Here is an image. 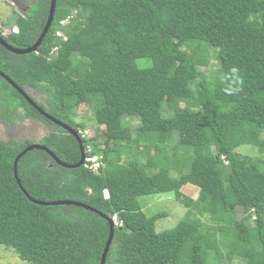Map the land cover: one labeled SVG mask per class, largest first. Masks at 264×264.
<instances>
[{"label": "trees", "instance_id": "trees-1", "mask_svg": "<svg viewBox=\"0 0 264 264\" xmlns=\"http://www.w3.org/2000/svg\"><path fill=\"white\" fill-rule=\"evenodd\" d=\"M49 4L34 0L15 19L18 32L0 35L32 45ZM0 71L24 91L46 93L39 101L27 92L76 131L87 125L73 110L90 109L94 135H79L86 157L101 154L93 171L88 161L64 167L41 149L26 152L17 163L26 194L13 162L34 142L0 138V244L24 263L100 264L107 218L116 216L104 264H264V0H56L36 51L0 44ZM23 117L50 126L39 143L61 161H79L77 139L0 76V119ZM187 183L196 198L181 191ZM166 192L187 211L159 231L164 213L147 216L138 198ZM63 199L105 217L38 203Z\"/></svg>", "mask_w": 264, "mask_h": 264}, {"label": "rangeland", "instance_id": "rangeland-1", "mask_svg": "<svg viewBox=\"0 0 264 264\" xmlns=\"http://www.w3.org/2000/svg\"><path fill=\"white\" fill-rule=\"evenodd\" d=\"M16 1V3H15ZM34 0H0V25L8 28V30L15 25V19L17 16H25V11L28 10V6L31 5ZM3 29V28H2ZM0 28V31L2 30ZM205 70V67H201ZM28 92L39 101H45L46 93L38 91L34 88H28ZM21 112L22 109H19ZM74 119L78 122H83L85 127L84 135H94L96 124L92 119V111L83 107H78L73 110ZM126 122L132 129L136 128L140 120L137 116L125 117ZM50 126L40 120H34L30 118H17L14 123L6 124L0 119V138L2 140L13 139L17 142L24 139H30L34 143H39L41 138L50 131ZM178 138V132L174 130L170 138V143H176ZM238 152L248 155H257L258 151L255 147L248 145H240L237 149ZM138 159L145 162L146 155L144 153L138 154ZM188 170V168H186ZM154 171V170H153ZM181 191L186 195L196 198L198 196V188L190 183L185 184ZM142 210L147 216H152L157 213H164V216L160 217L156 221V230H166L174 227L180 219L185 216L187 208L179 203L173 192L149 194L140 196L138 198ZM245 212L242 207L236 208V219H241ZM202 220H208V217H202ZM251 224L252 218L250 220ZM225 260H222L220 264H224ZM0 264H27L24 263L17 254L10 248L0 244Z\"/></svg>", "mask_w": 264, "mask_h": 264}, {"label": "water", "instance_id": "water-1", "mask_svg": "<svg viewBox=\"0 0 264 264\" xmlns=\"http://www.w3.org/2000/svg\"><path fill=\"white\" fill-rule=\"evenodd\" d=\"M55 6H56V0H50V4H49V10H48V15H47V19H46V22L44 24V27L41 31V33L39 34L38 38L36 39V41L28 46V47H25V48H17V47H14L13 45L9 44L1 35H0V44L5 47L7 50H9L10 52H13V53H16V54H24V53H30V52H34L37 50V47L41 44L44 36L46 35V33L48 32L49 30V27L51 25V22L53 20V15H54V11H55ZM0 76L4 77L8 82L9 84H11L16 90L19 91V93H21L25 99L28 101V103H30L34 108H36L41 114H43L44 116H46L48 119L52 120L56 125L62 127L66 132L72 134L78 141L79 143V148H80V153H81V156H80V159L77 163L75 164H68V163H65L63 161H61L47 146L43 145V144H40V143H32V144H29L27 145L14 159V162H13V168H14V175L17 179V182L19 183L20 185V188L25 192V190L23 189L21 183H20V180L18 179V174H17V163H18V160L21 156H23L26 152L32 150V149H41L43 151H46L51 157L52 159L58 163L59 165H62L64 167H78V166H81L84 164V161H85V147L81 141V138H80V135L78 134V132L73 129L72 127H70L69 125H67L66 123L60 121V120H57L55 118H53L51 115H49L47 112H45L41 107L38 106V104L27 94L26 91H24L22 88H20L17 84H15V82L13 80H11L7 75H5L2 71H0ZM26 193V192H25ZM27 194V193H26ZM36 201V200H35ZM38 202V201H36ZM40 204H51V205H59V204H74V205H77V206H82V207H85V208H88L90 210H93L94 212H97L99 214H101L100 212H98L96 209L86 205V204H83L81 202H76V201H73V200H67V199H63V200H54V201H50V202H38ZM103 217L104 214H101ZM108 219V222H109V225H110V232H109V236L105 242V245H104V249H103V252H102V255H101V258H100V264H104L105 260H106V256H107V253H108V250H109V247H110V244H111V241H112V238H113V226H114V222L112 219L110 218H107Z\"/></svg>", "mask_w": 264, "mask_h": 264}, {"label": "built area", "instance_id": "built-area-1", "mask_svg": "<svg viewBox=\"0 0 264 264\" xmlns=\"http://www.w3.org/2000/svg\"><path fill=\"white\" fill-rule=\"evenodd\" d=\"M0 28L2 29L1 30V33L3 35H7L8 33L10 32H17L18 31V28L16 26L12 27V29L8 30V28L0 25ZM89 161V163L86 164V166L90 169H92L93 171H97V168H98V162L96 160V157H90L87 159Z\"/></svg>", "mask_w": 264, "mask_h": 264}, {"label": "clouds", "instance_id": "clouds-1", "mask_svg": "<svg viewBox=\"0 0 264 264\" xmlns=\"http://www.w3.org/2000/svg\"><path fill=\"white\" fill-rule=\"evenodd\" d=\"M17 27V26H16ZM18 28V27H17ZM11 29V28H10ZM9 29V30H10ZM1 32V31H0ZM18 32V31H17ZM17 32H14V33H17ZM10 33H12V32H10ZM9 33V34H10ZM2 34V33H1ZM8 35V34H7ZM78 132V134L80 133L82 136H87V135H84L83 133H84V130H82V131H77ZM81 135H80V137H81ZM91 157H96V160H97V162H98V166H99V159H101V154H95V155H93V156H91ZM88 158H90V157H86L85 156V161H84V163L86 162V161H88L87 159ZM87 163H89V161L88 162H86V164ZM103 195L105 196V197H107L108 196V191L105 189L104 191H103ZM110 219H112L113 220V222H114V224H117L118 222L116 221V216H113L112 218H110Z\"/></svg>", "mask_w": 264, "mask_h": 264}, {"label": "flooded vegetation", "instance_id": "flooded-vegetation-1", "mask_svg": "<svg viewBox=\"0 0 264 264\" xmlns=\"http://www.w3.org/2000/svg\"><path fill=\"white\" fill-rule=\"evenodd\" d=\"M15 3H16V1H15ZM9 34V33H8ZM4 73V72H3ZM5 74V73H4ZM5 75H7V74H5ZM8 76V75H7ZM9 77V76H8ZM4 78V77H3ZM10 78V77H9ZM5 79V78H4ZM11 79V78H10ZM6 80V79H5ZM12 80V79H11ZM7 81V80H6ZM8 82V81H7ZM9 83V82H8ZM16 84V83H15ZM21 88V87H20ZM26 92H28V87H27V89H26ZM28 94V93H27ZM29 95V94H28ZM24 118V117H23ZM31 119V118H30ZM66 132V131H65ZM41 144V143H40Z\"/></svg>", "mask_w": 264, "mask_h": 264}]
</instances>
